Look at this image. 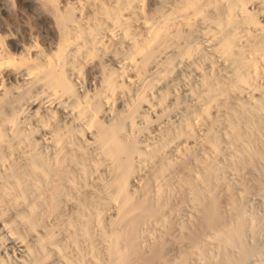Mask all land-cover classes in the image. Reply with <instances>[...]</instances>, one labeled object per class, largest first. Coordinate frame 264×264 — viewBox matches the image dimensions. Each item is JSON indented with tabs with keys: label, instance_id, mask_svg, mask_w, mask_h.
Listing matches in <instances>:
<instances>
[{
	"label": "bare ground",
	"instance_id": "bare-ground-1",
	"mask_svg": "<svg viewBox=\"0 0 264 264\" xmlns=\"http://www.w3.org/2000/svg\"><path fill=\"white\" fill-rule=\"evenodd\" d=\"M0 264H264V0H0Z\"/></svg>",
	"mask_w": 264,
	"mask_h": 264
}]
</instances>
